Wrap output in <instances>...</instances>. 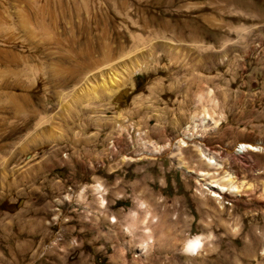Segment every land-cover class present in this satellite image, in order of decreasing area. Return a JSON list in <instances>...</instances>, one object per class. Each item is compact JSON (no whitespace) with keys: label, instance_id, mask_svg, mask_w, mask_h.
Segmentation results:
<instances>
[{"label":"rangeland","instance_id":"rangeland-1","mask_svg":"<svg viewBox=\"0 0 264 264\" xmlns=\"http://www.w3.org/2000/svg\"><path fill=\"white\" fill-rule=\"evenodd\" d=\"M183 136L189 174L144 157ZM237 143L264 145V0H0V264H264V151Z\"/></svg>","mask_w":264,"mask_h":264},{"label":"bare ground","instance_id":"bare-ground-1","mask_svg":"<svg viewBox=\"0 0 264 264\" xmlns=\"http://www.w3.org/2000/svg\"><path fill=\"white\" fill-rule=\"evenodd\" d=\"M133 65V64H132ZM106 66V69L108 68L107 65ZM123 67V65H122ZM121 67V68H122ZM130 67V66H129ZM124 68V67H123ZM122 68V69H123ZM128 68V67H127ZM100 69V68H99ZM117 69V68H116ZM140 68L138 69H134L132 70V72L130 71L129 74L127 75H132L133 73H136L137 71H139ZM103 70V69H101ZM99 72H102L100 70H98ZM97 71V72H98ZM126 71V70H125ZM113 72V71H112ZM111 71H108L107 73H105L106 75H101L98 73V76L100 78V82H101V86L104 88L105 86V82H107V85L109 87L115 85L117 83V79H116V74H113ZM122 72V71H121ZM127 73V72H126ZM104 74V72L102 73ZM134 75V74H133ZM91 76V75H90ZM119 76V75H117ZM97 77V78H98ZM106 81H105V79ZM89 79V78H88ZM119 79V78H118ZM86 80V79H85ZM84 80V82H85ZM97 83V82H96ZM85 84V83H84ZM83 84V85H84ZM82 86V85H81ZM87 85H85L84 87L86 88ZM93 86V85H92ZM83 87V88H84ZM89 87V86H88ZM106 88H104L105 90ZM80 90V89H79ZM83 90V89H82ZM78 92V91H77ZM85 92V91H84ZM82 93V92H81ZM95 93V92H94ZM201 94V93H200ZM73 95H75L73 93ZM79 96V95H78ZM201 95H199L200 97ZM198 97V96H197ZM74 98H76V96H74ZM72 101H74V99H72ZM67 105V104H66ZM197 119H200V122L202 123H206L207 121H212V119L210 118V116L208 114H205L203 117L201 118H197L195 116H192L190 118V120L193 122ZM42 122V121H41ZM39 123V122H38ZM37 123V124H38ZM201 123V124H202ZM36 124V126H37ZM216 124V122H213V125ZM218 125V124H217ZM120 126V125H119ZM118 126V127H119ZM216 127V126H215ZM140 135V134H139ZM37 137V136H36ZM196 138V137H195ZM191 136H183L181 138H177L176 141L173 143H167L166 146H152V145H148L147 146V150L145 151L146 155L144 157H155L157 155L160 156L161 153L163 152H166V150L168 152H171V157L175 158V163L177 165L178 168H181L183 169L187 174L190 173V170H187L185 169L183 163H182V160L179 156V150L181 148H184V147H187V143H189V141L191 140ZM236 151H235V154L237 156H240V155H244L245 153H249V152H262L264 151V145L261 144V143H253V144H249V143H237L236 144ZM210 151L212 150V148H208ZM176 151V152H173V151ZM195 152H196V155H197V158L199 159V161L201 163H203L204 165L207 166V168H211L212 170H218L219 169V165L215 164L214 161H211V158H207L204 154V152H202V150L198 147H195ZM167 154V153H166ZM141 156V155H140ZM139 156V157H140ZM143 157V156H142ZM146 157V158H147ZM156 158V157H155ZM140 158H137V157H127V156H120V158L118 159V162L117 164H122V163H125V162H133L135 160H139ZM153 160V159H152ZM207 161V162H206ZM221 168V167H220ZM218 172V171H217ZM214 175H217L216 173H212V174H205V173H199L197 175V177L199 178L198 180L199 181H204L206 178H209L211 180L210 183H207L205 184L206 188H204L205 190L209 191V197L210 198H213V200H215V202L218 201V199H222V197H229L230 199L234 200L233 198H237V197H241L242 196V191H241V187L240 186H236L234 185L233 181H232V178L230 176H225L221 179H216L215 180V176ZM97 182V181H96ZM102 187L101 185H99L98 183H96L95 187H94V192L97 194H100L102 192ZM84 191H85V187L81 188L80 190H78L77 192V199L79 198L82 199L83 198V194H84ZM100 197V196H99ZM104 200L101 199L100 200V207L104 206ZM219 203V201L217 202ZM220 205V204H219ZM140 206L142 207H145L143 204H141ZM144 209V208H143ZM219 209L221 210V207L219 206ZM145 221H143L144 223H147V219H148V216L149 214L145 213ZM133 219L134 218V214L132 215ZM144 220V219H143ZM109 222H112V223H115L116 220L114 218L111 219V221L109 220ZM156 221L154 220V218L151 219V223H155ZM158 223V221H157ZM163 223V222H162ZM161 223V224H162ZM149 224V223H148ZM173 224V223H172ZM172 224H168L167 226H163L166 228V230L168 231L170 229V227H173ZM155 225V224H154ZM164 225V224H163ZM150 226V225H149ZM159 226V224H158ZM143 227V226H142ZM164 228V229H165ZM125 232L126 233H130V229L129 227H126L125 228ZM143 234L145 235V240H143L141 242V244L139 245V251H140V255L142 256H146L150 249H151V244L153 242L152 238H151V231L150 229L147 227V226H144L143 227ZM210 237H207V238H203L201 236H194L193 238H186V240L183 242V247H182V252L184 253V255L189 258L191 261H195L201 254L202 252V248H203V244L207 241L210 240ZM210 242V241H209ZM262 256H264V251L262 252L261 254Z\"/></svg>","mask_w":264,"mask_h":264},{"label":"crops","instance_id":"crops-1","mask_svg":"<svg viewBox=\"0 0 264 264\" xmlns=\"http://www.w3.org/2000/svg\"><path fill=\"white\" fill-rule=\"evenodd\" d=\"M88 191L90 192L89 194H88ZM95 195L96 194L93 193L88 186H86L85 192H84V200H86V201H84V204L86 203L87 204V207L91 208V210H93L94 208H96V206L94 205V200L92 199ZM88 199H89V201H88ZM87 207H85V209ZM99 208L102 209L101 207H99Z\"/></svg>","mask_w":264,"mask_h":264}]
</instances>
